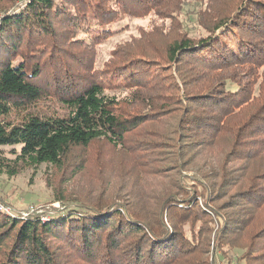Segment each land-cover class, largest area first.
Returning a JSON list of instances; mask_svg holds the SVG:
<instances>
[{
	"label": "trees",
	"instance_id": "obj_1",
	"mask_svg": "<svg viewBox=\"0 0 264 264\" xmlns=\"http://www.w3.org/2000/svg\"><path fill=\"white\" fill-rule=\"evenodd\" d=\"M180 1L0 0V175L42 166L65 171L74 149L105 142L136 170L170 180L163 195L143 194L136 175L121 198L63 193L54 200L61 208L43 215L20 221L0 213V264H65L61 244L81 264H210L205 252L214 232L217 247L230 248L229 261L242 254L246 264H264V0H210L197 38L175 25ZM151 13L174 21V39L161 55L174 66L169 83L155 73L136 80L129 70L145 63L124 50L117 55L126 68L96 70V48L117 33L115 23ZM153 28L151 37L166 33ZM112 77L143 94L110 95ZM175 100L184 105L179 140L162 163L156 148L136 149L131 135ZM200 150L207 160L183 177ZM88 165L76 158V173Z\"/></svg>",
	"mask_w": 264,
	"mask_h": 264
},
{
	"label": "rangeland",
	"instance_id": "obj_2",
	"mask_svg": "<svg viewBox=\"0 0 264 264\" xmlns=\"http://www.w3.org/2000/svg\"><path fill=\"white\" fill-rule=\"evenodd\" d=\"M178 1V0H176ZM210 0H181L177 3V11L174 13L178 20L180 30L187 35L197 38L201 32L199 25V19L203 16L201 11H205ZM196 15V13H198ZM134 16V17H133ZM129 15L118 20L115 23L116 32L112 37L103 41L96 48L94 56V68L98 71L109 69L114 64L118 65L117 68L124 69L127 66L121 65L119 62L122 60L118 53L122 52V55L129 56L133 61H143V64L135 63L129 70L131 75H135L136 80H142L145 75L152 76L156 74L164 83H169V78H173L170 75L174 73V66L165 58V46L174 39L172 32L168 33L173 27L174 21L167 19L166 17L159 18L151 13L144 17H138L136 15ZM180 22V24H179ZM164 26L166 30L165 35L157 33V36L151 37L156 34L153 25ZM147 36V39L143 41ZM76 49L75 47L73 48ZM132 63V62H131ZM169 74V77H167ZM128 73H125V76ZM116 80V77H112L108 83V93L110 95H116L120 99H125L131 93L138 91L140 93L143 90H135L133 88H127L125 86L127 80ZM125 83V84H121ZM151 83H154L153 79ZM126 87V88H125ZM143 94V93H142ZM167 95H176L175 92H167ZM176 101V100H175ZM184 105L181 102L174 103L171 109L161 114L162 118H157L155 122H145L141 125V128L136 131L132 136V141L135 144L136 149L140 147L152 146L156 148V157L160 159V162H164L166 158L174 155L175 150L172 146H177L179 135L175 136L176 124L179 118H182ZM132 112L136 109L129 108ZM138 109V108H137ZM142 112H150L148 107H143ZM157 147H161L157 149ZM135 149V150H136ZM226 149V143L222 142L215 148L217 156L221 155V152ZM8 150V149H6ZM199 151V156L194 164V160H190V168L183 169V177H192L196 172V167L200 166L206 161V152ZM132 157H136L134 151ZM83 157L88 162V168L83 171L76 173V158ZM161 158H164L161 160ZM69 165L65 171H58L51 167L42 166L37 169H26L23 170L16 177L10 178L6 175H0V203L1 207L7 208L10 211L0 212L10 217L11 219L27 218L25 215H31L37 213L43 215L45 209H60L58 202H55V197L63 195L74 196L81 194L85 197L93 199H109L114 197H123L128 195L132 190L133 177L138 175L143 179L142 193L149 196L163 195L161 187L167 184L170 180L155 173L154 168H150L154 171L146 172L136 170L133 167L130 158L125 154L122 149H114L105 142H99L93 145L91 148L74 149L70 153ZM168 176L172 172L173 167L162 165ZM152 176V177H151ZM150 177V178H149ZM102 180V187H98V180ZM190 179H187L189 183ZM92 183V185H91ZM169 190V189H168ZM171 190V189H170ZM190 192V191H189ZM176 193V192H174ZM181 195H184L182 193ZM180 197V194H178ZM183 197V196H182ZM200 201V200H199ZM202 201V200H201ZM25 214V215H24ZM21 221V220H20ZM217 229V224H214ZM186 234L191 236L190 226H186ZM215 229V230H216ZM210 237V235H209ZM217 234L215 232L211 234V246L206 247V259L210 264H246L245 260L241 257L242 254H236L239 256L236 259L229 261L228 254L230 248L225 244L221 250L217 247ZM217 241L215 244L214 242ZM57 242L56 244H58ZM63 248V255L66 257L64 263L81 264L79 260H76V256L73 253L71 247H67L65 244H61ZM75 257V261H73Z\"/></svg>",
	"mask_w": 264,
	"mask_h": 264
},
{
	"label": "built area",
	"instance_id": "obj_3",
	"mask_svg": "<svg viewBox=\"0 0 264 264\" xmlns=\"http://www.w3.org/2000/svg\"><path fill=\"white\" fill-rule=\"evenodd\" d=\"M0 205H1V203H0ZM10 210L9 209H7V208H3V207H1L0 206V212H9ZM25 215V214H24ZM28 215H25L24 217H27Z\"/></svg>",
	"mask_w": 264,
	"mask_h": 264
},
{
	"label": "water",
	"instance_id": "obj_4",
	"mask_svg": "<svg viewBox=\"0 0 264 264\" xmlns=\"http://www.w3.org/2000/svg\"><path fill=\"white\" fill-rule=\"evenodd\" d=\"M0 23H1V18H0Z\"/></svg>",
	"mask_w": 264,
	"mask_h": 264
}]
</instances>
